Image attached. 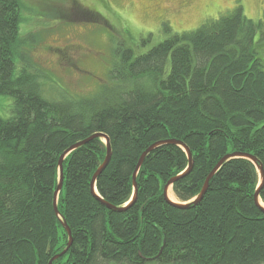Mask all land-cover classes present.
Returning a JSON list of instances; mask_svg holds the SVG:
<instances>
[{"label":"trees","instance_id":"16d2710c","mask_svg":"<svg viewBox=\"0 0 264 264\" xmlns=\"http://www.w3.org/2000/svg\"><path fill=\"white\" fill-rule=\"evenodd\" d=\"M80 8V7H79ZM93 22L99 14L80 8ZM20 0H0V96L11 98L10 116L0 117V264H264V213L254 201L264 170V60L254 50L255 24L241 8L196 30L171 33L135 54L116 48L108 71L114 82L87 98L47 100L43 71L23 47ZM150 35V36H149ZM151 34L140 38L141 47ZM145 40H148L147 42ZM30 41L33 39L30 37ZM16 60L21 61L16 68ZM43 72V73H42ZM94 134V138L60 155ZM136 174L142 153L156 142ZM254 157L226 161V155ZM179 203L163 197L167 182ZM123 211L108 209L101 201ZM264 207V186L259 191Z\"/></svg>","mask_w":264,"mask_h":264},{"label":"rangeland","instance_id":"374dc122","mask_svg":"<svg viewBox=\"0 0 264 264\" xmlns=\"http://www.w3.org/2000/svg\"><path fill=\"white\" fill-rule=\"evenodd\" d=\"M177 1L20 0L19 32L29 40L23 49L35 68L44 72L40 79L43 97L59 101L94 95L114 83L108 71L116 62V48L130 46L141 54L170 35L163 23L171 33L194 31L239 7L255 24L253 47L258 59L264 60V0H189L181 7ZM79 7L99 14L103 21L86 18ZM146 10L165 18H153ZM148 34L152 35L149 43L141 47L140 38ZM20 63L16 60V68ZM11 104V98L0 96V117L10 116ZM174 201L178 202L175 196Z\"/></svg>","mask_w":264,"mask_h":264},{"label":"water","instance_id":"95a60500","mask_svg":"<svg viewBox=\"0 0 264 264\" xmlns=\"http://www.w3.org/2000/svg\"><path fill=\"white\" fill-rule=\"evenodd\" d=\"M94 138H103L105 141V145H106V156H105V159L103 161V163L99 166V168L96 170L95 174H93V177H92V180H91V191H92V194L95 195L97 197V193H96V190H95V187H94V183H95V180L96 178L98 177V175H100L102 173V171H104L105 167L107 166L109 160H110V156H111V151H110V145H109V139L103 135V134H94L93 136H91L90 138L86 139V140H83L81 142H78L76 143L75 145H73L72 147H70L68 150H66L64 153H62V155H60V159L58 161V168H59V179H58V185H56V190L54 192V197H53V209H54V212L55 214L58 216V210H57V197H58V193L61 189V186H62V180H63V175H62V161L64 159V157L71 153L72 150L74 149H77L79 148L80 146L84 145L85 143H87L88 141L94 139ZM163 144H174V145H179L181 146V148L184 149V151L186 152L187 154V157H188V168L186 170V172H184V174L182 175H185L187 173L190 172L191 170V167H192V156H191V153L190 151L188 150V147L182 145L180 142H177L175 140H167V141H162V142H156L154 144H152L150 147H148L147 149H145V151L142 153V155L140 156L137 164H136V168H135V171L132 175V184H133V189H134V195H133V198L132 200L130 201V204L134 203L135 199H136V193H137V185H136V174H137V171L139 170V168L141 167L144 159L146 158V156L154 149H156V147L160 146V145H163ZM233 158H245V159H248L250 160L254 165L257 164V161L254 157L250 156V155H246V154H240V153H233V154H229V155H226L224 156L218 163L217 165L213 168V170L209 173V175L207 176V178L205 179L204 183H203V186H202V189L200 190V193L199 195L197 196V198L195 200H193V204H197L201 199L202 197L204 196L208 186H209V182H210V179L211 177H213V175L218 171V169L220 168V166H222V164H224L226 161L230 160V159H233ZM256 168H257V171L259 173V178H260V182H259V185H258V188L257 190L255 191L254 193V201L256 203V205L258 206V208H260L262 210V212L264 213V207L261 205L260 201H259V191L260 189L264 186V170L262 168V166L260 165H256ZM182 175H179L177 177H174L172 179H170L167 184L164 186V189H163V197L166 201H168V203L176 208H180V209H185L187 208L190 203H179V202H175V201H172L169 199L168 197V190H170V188L172 189V185L174 184V182L179 178L181 177ZM98 198V197H97ZM101 203L108 209H112V210H118V211H123V209L125 208H115L114 206L100 200ZM62 226L63 228L66 230V233L68 235V243L65 247V249L52 257V259L49 261L48 264H52L56 259L62 257L66 251L68 250V248L71 246V243H72V236H71V232H70V229L67 228L68 226L66 225L65 222H62Z\"/></svg>","mask_w":264,"mask_h":264},{"label":"flooded vegetation","instance_id":"af4514ba","mask_svg":"<svg viewBox=\"0 0 264 264\" xmlns=\"http://www.w3.org/2000/svg\"><path fill=\"white\" fill-rule=\"evenodd\" d=\"M189 0H178V5L181 7V6H184L188 3ZM106 3V2H105ZM147 4H145L146 6ZM155 10H146V14H149L151 17L153 18H165V16L163 14H160V13H154Z\"/></svg>","mask_w":264,"mask_h":264},{"label":"bare ground","instance_id":"6f19581e","mask_svg":"<svg viewBox=\"0 0 264 264\" xmlns=\"http://www.w3.org/2000/svg\"><path fill=\"white\" fill-rule=\"evenodd\" d=\"M171 190L172 189L168 190V197H169L170 200L174 201V195H173Z\"/></svg>","mask_w":264,"mask_h":264}]
</instances>
